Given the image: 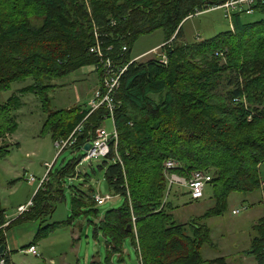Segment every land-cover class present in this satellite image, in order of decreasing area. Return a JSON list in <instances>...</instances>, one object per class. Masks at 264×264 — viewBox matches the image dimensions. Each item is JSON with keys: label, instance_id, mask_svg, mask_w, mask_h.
I'll return each mask as SVG.
<instances>
[{"label": "trees", "instance_id": "1", "mask_svg": "<svg viewBox=\"0 0 264 264\" xmlns=\"http://www.w3.org/2000/svg\"><path fill=\"white\" fill-rule=\"evenodd\" d=\"M227 1L0 0V96L14 83L32 78L33 85L19 94H37L45 107L49 93L57 88L53 80L92 66L102 83V65L91 53L97 42L104 57L123 66L135 59L132 50L141 36L157 30L165 33L159 51L167 62L155 57L130 64L120 80L112 115L106 105L89 116L91 110L81 106L47 114V129L55 143L82 127L71 148L76 154L109 120L118 132L117 147L111 142V153L99 168L109 190L125 203L93 223L95 234L105 238L107 264H113L114 255L122 260L128 239L140 264H229L225 257L204 259L203 246L213 242L211 230L202 222L222 215L232 193L260 191L264 200L260 176L264 18L245 21L256 12L264 17V0L256 1L251 14L245 5L233 10L232 30L207 40H185L184 25L190 18ZM20 107L18 95L0 105V161L13 148L4 140L18 129L13 113ZM84 157H75L55 173L52 168L47 183L39 186L30 205L14 220L7 218L0 198V264H15L7 246L8 231L14 226L39 223L34 240L22 248L25 251L58 229L74 225L82 213L97 216V189L91 176L85 174L89 178L79 184L81 188L67 183L84 176L77 172ZM168 161L176 167L168 170ZM170 173L188 180L196 173L210 175L215 206L197 219L177 223L173 205L168 201L164 205L173 187ZM70 188L72 215L64 222H51ZM256 227L261 237L253 239L250 254L257 264H264V216Z\"/></svg>", "mask_w": 264, "mask_h": 264}, {"label": "rangeland", "instance_id": "2", "mask_svg": "<svg viewBox=\"0 0 264 264\" xmlns=\"http://www.w3.org/2000/svg\"><path fill=\"white\" fill-rule=\"evenodd\" d=\"M203 13L190 18L185 23L184 34L187 42L207 40L221 32L232 30L229 19L225 18L224 10ZM261 18L264 17L256 12L252 16H247L245 21L255 22ZM33 21L39 23V20ZM165 40V33L162 30L141 36L133 47L132 56L135 59L140 58L139 61L160 57L158 59L163 62L159 49L164 45ZM81 72L77 71L64 79L52 81L57 88L49 93L50 102L47 107L37 94L24 93L22 96L19 94L20 90L33 85L32 78L14 83L10 90L3 92L0 96V105L7 103L13 95L21 98L20 109L13 113L18 129L14 135L7 136L4 140L13 148L8 156L0 161V198L10 220H14L22 213L20 210L22 207L30 205L44 178L47 183L48 173L52 168L55 173L62 167H66L75 157L86 155L84 150L76 154L70 148L59 153L46 123L47 114L51 111L69 109L80 103L82 107H90V99L100 88L101 83L97 86L98 75L92 74L86 84H79L76 80H83L86 76L80 75ZM105 128L111 133L114 130L113 121L109 120ZM116 160L121 162L118 156ZM102 161L103 159H94L89 162L82 160L77 172L84 176L74 181L68 179V187L72 185L74 188H81L79 184L88 179L89 177L85 174H89L97 193L101 196H112V200L99 207L96 217L82 213L74 225L60 228L49 238L39 241L36 245L39 256L28 254L26 252L28 248L25 251L22 250L34 240L39 223L27 222L12 227L8 231L7 246L15 264H107L109 253L105 238L101 234H95L93 223L97 224L108 211L121 208L125 200L115 196V193L109 190L104 180V171L99 168ZM260 176L264 181V163L260 166ZM85 187L88 189L89 184H85ZM71 190V188L67 189L66 199L57 204V210L51 222H64L72 215ZM204 194L203 199L194 201L191 199L188 188L174 185L168 192V200L164 202V205L167 201L173 205L172 214L177 223H188L205 215L215 206L212 186L207 185ZM234 211L239 213L234 214ZM262 216H264V200L260 191L250 194L232 193L222 215L206 218L202 222L211 230L213 242V246L210 244L203 246L204 259L225 257L229 264H257L256 257L250 253L253 239L261 237V231L256 225ZM124 249L122 260L119 255H114L111 260L113 264H140L130 239L125 242Z\"/></svg>", "mask_w": 264, "mask_h": 264}, {"label": "built area", "instance_id": "3", "mask_svg": "<svg viewBox=\"0 0 264 264\" xmlns=\"http://www.w3.org/2000/svg\"><path fill=\"white\" fill-rule=\"evenodd\" d=\"M256 1L257 0H228L225 4L221 6L213 7L207 10V12L223 9L226 11L227 13L226 17L230 21V19L232 18L231 17L232 11L236 10L239 7V5L241 6L245 5L248 9L247 13L251 14L252 13L251 8L254 4H256ZM108 50H111V48H108ZM124 51H126V48H124ZM91 53L96 54L102 65V83L100 85V88L94 92V95L90 100L89 109L91 111L87 116H89L94 111L98 110L100 107L104 105H106L109 108V111L112 115L114 110V102H115L114 99L117 90L120 87V80L124 75V73L126 72L128 66L133 62L139 60L140 58H136L127 65L116 66L109 58L104 57V54L101 50V44H99V42H97L96 46H94L91 49ZM163 59H164L163 62L166 63L167 59L165 56H163ZM81 131H82V127L79 126L73 131V134L67 140H61L56 142V147L59 149V153H62L66 149L73 148L77 143L75 134H78ZM111 142L114 143L115 146L118 143V132L116 130H114L112 133H109L105 127L97 129L92 137V140L89 142L91 144L90 149L88 151H85L86 155L83 158V161L89 162L94 159L102 160L108 157L112 150ZM175 167H176V163L173 161H168L166 163V168L168 170L174 169ZM167 177H168L169 187L177 185L188 188L189 194L192 200L194 201H199L204 198L205 188L212 180V177L210 175L204 173H196L189 180L171 173ZM32 180L35 181V179ZM44 181L45 178L42 180V183ZM95 200L97 205L101 207L104 206L108 201H111L112 196L106 197V196H101L99 193H97V195L95 196ZM25 208L27 207H22L20 210L24 212L26 210ZM234 213L235 214L239 213V211H235ZM26 252L33 256H39V252L36 246H31L28 250H26Z\"/></svg>", "mask_w": 264, "mask_h": 264}, {"label": "crops", "instance_id": "4", "mask_svg": "<svg viewBox=\"0 0 264 264\" xmlns=\"http://www.w3.org/2000/svg\"><path fill=\"white\" fill-rule=\"evenodd\" d=\"M80 71H82L81 73H80V75L81 74H84V75H86V76H84V79L83 80H81V79H77L76 80V82H78L79 84L80 83H82V84H86V82H88L89 81V79L92 77V74H97L98 75V84H97V86H99L100 85V82H101V78H100V76H99V73H98V71L96 70V68L95 67H92V66H89V67H84V68H82ZM60 86H62V84H60ZM97 88V87H96ZM88 93V92H87ZM86 93V94H87ZM84 96V95H83ZM79 100H81V99H79ZM91 100V99H90ZM78 106H81V103H80V105H78ZM78 106H74V107H78ZM74 107H72V108H74ZM82 107V106H81ZM83 108H86L85 106H83ZM70 109V108H69ZM25 207V206H24ZM7 218L9 219V217H8V215H7Z\"/></svg>", "mask_w": 264, "mask_h": 264}, {"label": "water", "instance_id": "5", "mask_svg": "<svg viewBox=\"0 0 264 264\" xmlns=\"http://www.w3.org/2000/svg\"><path fill=\"white\" fill-rule=\"evenodd\" d=\"M90 147H91V144L89 143V144L84 148V151H88V150L90 149ZM78 159L81 160V159H82V156H79ZM4 249H5V248L2 247V248H1V252H3Z\"/></svg>", "mask_w": 264, "mask_h": 264}, {"label": "bare ground", "instance_id": "6", "mask_svg": "<svg viewBox=\"0 0 264 264\" xmlns=\"http://www.w3.org/2000/svg\"><path fill=\"white\" fill-rule=\"evenodd\" d=\"M239 9H240V8H239ZM72 134H73V133H72ZM72 134H71V135H72ZM75 138L77 139V134H75ZM66 140H67V139H66Z\"/></svg>", "mask_w": 264, "mask_h": 264}]
</instances>
